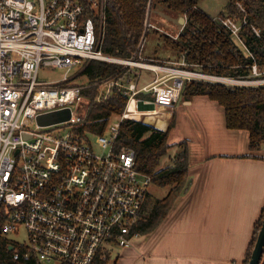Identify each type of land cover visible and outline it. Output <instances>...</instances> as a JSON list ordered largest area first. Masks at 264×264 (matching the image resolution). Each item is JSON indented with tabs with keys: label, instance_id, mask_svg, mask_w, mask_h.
Returning a JSON list of instances; mask_svg holds the SVG:
<instances>
[{
	"label": "built area",
	"instance_id": "1",
	"mask_svg": "<svg viewBox=\"0 0 264 264\" xmlns=\"http://www.w3.org/2000/svg\"><path fill=\"white\" fill-rule=\"evenodd\" d=\"M105 8L106 0H0V238L15 261L113 260L115 247L129 248L140 236L136 226L152 184L136 169L134 151L115 152L122 123L159 118L180 101L187 82L264 87L257 65L245 77L208 75L189 70L184 59L145 57V39L128 59L109 56L103 50ZM237 8L244 18H227L223 25L249 53L241 37L246 10L240 3ZM146 28H155L149 14ZM252 32L260 37L255 27ZM94 61L118 65L120 74L91 81L83 71ZM42 68L65 74L46 81ZM143 71L153 80L145 82ZM93 88L99 104L117 93L127 98L124 112L109 126L110 139L99 135L96 146L75 133L89 112L88 107L82 115L80 108L84 101L90 105L85 91ZM65 112L66 121L39 123Z\"/></svg>",
	"mask_w": 264,
	"mask_h": 264
},
{
	"label": "trees",
	"instance_id": "2",
	"mask_svg": "<svg viewBox=\"0 0 264 264\" xmlns=\"http://www.w3.org/2000/svg\"><path fill=\"white\" fill-rule=\"evenodd\" d=\"M202 0H106L104 42L105 54L128 59L133 56L143 39L153 31L154 36L164 39L166 46L178 54V61L184 59L189 70L208 75L225 77H245L251 74L252 66L264 71V0H227V4L217 16H211L200 7ZM240 3L246 10L248 25L242 27L241 37L249 53L244 51L223 25V20L234 18L242 20L244 14L237 8ZM165 7L175 18L185 17L186 24L174 39L156 28H146V19L153 10ZM152 24V23H151ZM255 27L260 32L257 37L252 32ZM251 54V55H250ZM150 58V57H149ZM121 68L105 62H91L83 71L89 80L119 75ZM98 88L85 91L90 98L89 112L84 121L75 126L80 139L90 135H104L111 123L125 110L127 98L117 93L102 104L94 101ZM195 96H207L225 110L226 126L230 130H245L249 133L250 152L259 151L264 146V87L235 88L204 81L187 82L181 99L189 101ZM137 119L139 117H136ZM145 123V124H144ZM144 123L125 120L115 143V152L132 150L135 153L136 169L151 179L152 185L167 188L162 199L148 201L147 193L141 217L136 230L140 234L156 230L169 216L177 199L184 194L189 181V157L186 143H180L183 151L177 156L175 164L160 168L162 159L171 148L170 134L175 126L172 117L167 132L164 116H148ZM156 125V128L153 126ZM253 157V155H250ZM264 209L255 224L244 264H248L262 227ZM0 264H25L13 259L8 242L0 238ZM95 264H116L110 257L96 261ZM260 264H264V256Z\"/></svg>",
	"mask_w": 264,
	"mask_h": 264
},
{
	"label": "crops",
	"instance_id": "3",
	"mask_svg": "<svg viewBox=\"0 0 264 264\" xmlns=\"http://www.w3.org/2000/svg\"><path fill=\"white\" fill-rule=\"evenodd\" d=\"M174 115L175 144L188 150V191L156 230L134 240L131 264H244L264 209V146L251 153L249 133L228 129L224 108L207 96L164 110L160 131Z\"/></svg>",
	"mask_w": 264,
	"mask_h": 264
},
{
	"label": "rangeland",
	"instance_id": "4",
	"mask_svg": "<svg viewBox=\"0 0 264 264\" xmlns=\"http://www.w3.org/2000/svg\"><path fill=\"white\" fill-rule=\"evenodd\" d=\"M34 3H37L38 0H30ZM227 4V0H202L200 2V7L206 11L208 14L211 16H217L225 7ZM151 23L154 24V27L162 33H166L170 35L171 37H177V33L180 31V28L182 25H180V20L174 16L172 12L167 10L165 7H159L156 10L152 11L151 14ZM239 45V44H238ZM143 55L147 58H152L156 62L160 61H177L178 59V54L169 49L165 41L162 37L160 36H154L153 31H150L149 37L146 39L145 42V49L143 52ZM65 74V71L61 69H46L42 68L41 69V76L45 77L46 81H56L59 80L63 77ZM77 74V71H73L70 74V77H73ZM143 75L146 77L145 82L147 81H152L153 80V74L147 71H143ZM171 84L173 81L170 82ZM89 107V104L87 101L82 102L80 108H81V113L82 115L85 114ZM104 137L106 139H110V129L108 128L107 131L104 133ZM178 134L177 131L171 132V136L169 139L170 144L172 145L171 148L168 150L167 155L162 159L160 168H168L170 166H173L175 164L176 158L178 156L179 152L183 151V148L176 145L175 142L177 143L178 140ZM98 136H89V140L92 143L93 146H96V140ZM168 193L167 188H158L155 185H150L148 187V201H154L156 199H162L164 198ZM17 239H22L21 236H16ZM9 238L12 240L15 239L14 236L10 235ZM134 242H132V245L129 248L122 249L115 247L114 248V253L113 255V262L114 263H121L122 264H131L132 263V248L134 246Z\"/></svg>",
	"mask_w": 264,
	"mask_h": 264
},
{
	"label": "water",
	"instance_id": "5",
	"mask_svg": "<svg viewBox=\"0 0 264 264\" xmlns=\"http://www.w3.org/2000/svg\"><path fill=\"white\" fill-rule=\"evenodd\" d=\"M182 27L186 24L185 17L179 18ZM69 119V113H60L58 115H50L47 117L39 118V123L42 125L54 124L56 122H62ZM188 191V187L185 189V192ZM11 250V249H10ZM264 256V219L262 227L258 233L257 240L251 255V259L248 264H260Z\"/></svg>",
	"mask_w": 264,
	"mask_h": 264
},
{
	"label": "bare ground",
	"instance_id": "6",
	"mask_svg": "<svg viewBox=\"0 0 264 264\" xmlns=\"http://www.w3.org/2000/svg\"><path fill=\"white\" fill-rule=\"evenodd\" d=\"M136 115H138L137 113H136ZM148 115H151V114H148ZM148 117V116H147Z\"/></svg>",
	"mask_w": 264,
	"mask_h": 264
}]
</instances>
